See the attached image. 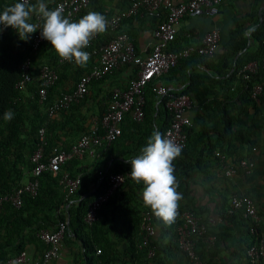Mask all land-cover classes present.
<instances>
[{"label":"trees","instance_id":"trees-1","mask_svg":"<svg viewBox=\"0 0 264 264\" xmlns=\"http://www.w3.org/2000/svg\"><path fill=\"white\" fill-rule=\"evenodd\" d=\"M48 1L35 0L30 5L23 6L21 0H0V198L16 192L33 178L35 165L32 157L41 145L40 130H45V160L56 148L68 150L72 147L71 143L61 146V131L68 132L73 137L78 135L82 137L92 131L89 125L86 128L84 125L94 116L82 114L84 105L92 101V96L87 95L81 103L73 104L52 116L49 114V107L62 95L63 88L71 79L63 74L64 71L70 68L68 66L82 63L61 62L65 52L73 47L82 35L76 34L70 46L62 47L57 45V37L65 30L64 24L72 25L79 17L95 21L112 15L117 10L111 9L107 13L103 0H90L88 9L74 22L63 23L35 51L34 37L41 29L38 16L44 8L51 6L52 3ZM131 2L132 0H124L118 12L129 8ZM163 18H160V21ZM246 19L235 18V28L231 30L225 44L221 41L219 51L223 48L222 52H218L214 58L192 54L189 58L181 59L176 67L163 76L179 75L178 81L181 86L172 89L175 95H187L194 101L195 106L201 104L200 108L203 110L217 111L218 115H210V119L223 126L218 144L203 146L207 138L210 140V133L206 131L203 122L200 131L188 129L187 148L172 153L161 169L165 177L162 191H157L150 181H145L142 177L128 178L101 208L98 221L92 225L87 224L85 216L88 208L93 200L109 189V176L117 173L126 174L134 168L149 164L161 145L164 132L170 123V116L164 107V100L160 101L153 93V84L148 85L145 89V117L142 122L133 120L131 115L127 114L121 126V136L109 147L99 149L98 156L92 164L87 168H79L80 159H74L65 167L74 176L83 175V184L79 190L81 194H76L80 198L77 203L68 204L59 179L51 172H45L39 177L38 194L23 195L21 208L13 206L11 202L3 204L0 209V264H7L11 257L27 251L29 246H34L41 253L39 260L41 261L48 250V245L39 238V233L42 230L56 231L61 222L68 224L64 241L77 239L84 245L85 254L80 258L79 264H115L119 260L121 264H144L147 249L141 248L144 236L141 226L143 214L146 212L152 214L154 224L160 225L161 238L168 235L176 236V249L182 252L178 244L177 230L175 231L173 227L178 213L173 209L171 198L175 196L177 201H181L188 193L190 181L197 173L205 172L210 166L219 168L220 159L216 156L217 152L224 154L236 166L242 160L250 161L251 152L260 144L261 132L264 129V21L261 24L257 22L247 37ZM248 19L250 20L251 16ZM131 20L134 18L125 20L123 24ZM113 37L114 34L103 31L99 34L96 45L108 43ZM186 40L188 38H185ZM250 40L258 43L256 51L249 48ZM183 42L177 35L169 49L180 51L192 46L189 41ZM27 60L31 63L33 80L24 90H19L17 85L22 78L23 65ZM251 63H257L258 70L256 73H247L249 78L246 79L245 73L240 72ZM45 65L58 73L59 80L48 89V99L45 104H41L40 70ZM90 70L88 69V72ZM137 73L136 70L133 77H136ZM83 75V72H77L72 80L76 79L78 82ZM106 78L94 82L91 92L98 93L95 88H98L100 82ZM257 85L263 87L259 101L252 97V91ZM111 96L112 92L107 97L108 106ZM207 98L210 101L202 104ZM108 106L100 115L93 113L99 121L102 120ZM101 171L104 172V176L100 175ZM147 183L151 184L164 201L166 217H161L160 213L153 209L138 206V190ZM213 184L212 179L208 178L209 195L214 194L216 190V193H219ZM239 194L242 193L226 197V201L229 202L226 214L233 220L244 222L242 223L245 225V237L250 242L246 252L240 255V259L250 264L247 259L248 249L257 239L264 237V233L259 225L257 233L252 234L254 224L250 220L244 218L242 213L233 215L229 213L231 199ZM84 195L86 196L83 198ZM246 195L250 197L248 193ZM186 210L190 208L181 205V211ZM190 211L196 215L194 209ZM119 232L120 238L117 235ZM156 236L157 234L150 243V247L155 250L153 262L159 259L162 253L172 252L170 245L164 246L163 239L157 241ZM208 236L209 231L199 240H204ZM115 237L124 243L122 249L120 242L112 243ZM218 245L219 236L215 247ZM95 246L101 252L94 256L92 251ZM196 248L201 255L198 247Z\"/></svg>","mask_w":264,"mask_h":264},{"label":"built area","instance_id":"built-area-1","mask_svg":"<svg viewBox=\"0 0 264 264\" xmlns=\"http://www.w3.org/2000/svg\"><path fill=\"white\" fill-rule=\"evenodd\" d=\"M34 1L21 0V4L28 6ZM90 2V0H58L44 8L38 16L41 29L35 34L34 50H38L52 36L53 31L63 23L74 22L82 12L88 9ZM221 2L222 0H183L181 3H174L173 0H132L131 6L126 10L95 21L86 20L81 38L65 52L61 62L79 63L92 60L93 66L90 72L79 79L72 91L62 94L49 107V114L52 116L56 112L70 108L73 104L81 103L89 95L92 83L103 80L125 66H136L137 76L130 81L127 89L118 88L112 92L109 106L102 120L99 121V118L95 117L92 131L83 135L70 149L56 148L45 160V130H40L41 145L32 157L35 165L32 172L33 178L16 192L0 198V209L6 202H11L13 206L21 208L23 195L36 196L40 187L39 177L45 172H51L59 179V184L65 193V201L72 204L73 197L83 184V175L74 176L65 167L74 159L82 160L87 156L92 160L97 158L99 149L104 146L109 147L121 136V126L127 114H130L133 120L142 122L145 117V89L150 84H153L152 91L157 98L160 101L164 100V107L170 116V123L164 132L161 145L149 164L134 168L126 174L117 173L109 176V189L90 204L85 222L92 225L98 221L101 208L128 178L142 177L150 181L157 191H162L165 177L161 169L172 153L187 148V130L193 126L188 113L195 107V103L187 95H175L172 89L161 83V78L176 67L181 59L189 58L192 54L214 58L219 52L221 34L214 29L204 37L200 46L192 45L180 51H172L169 48L176 40L181 23L186 17H198L204 14L215 16L219 13ZM137 16H152L159 19L164 16L154 30L156 43L146 58L139 55L134 41L128 34L120 33L123 22ZM103 31L114 34V37L110 42L97 46L99 34ZM30 66V60L23 65L22 78L17 85L19 90H24L26 85L33 80ZM257 70L258 64L251 63L245 66L240 73H245V78L248 79L247 73H256ZM40 80L42 87L39 90V102L45 104L48 99V89L58 82L59 75L50 66L45 65L40 70ZM262 92L263 87L257 85L252 91V97L259 101ZM216 156L220 159V168L223 173L229 177L237 175L241 170L246 175H250L253 171L252 161L242 160L235 166L221 152H217ZM100 175L104 176V172L101 171ZM171 202L174 211L179 215L177 235L180 250L188 257L190 264H205L197 252L196 242L208 233L207 224L191 211H181L175 196L171 198ZM230 204L229 213L231 215L242 213L244 218L254 224L251 233L256 234L260 217L255 201L246 194H239L231 199ZM67 225L66 222H61L56 231L42 230L39 233V238L48 245V250L41 261L33 263L28 253L23 251L11 257L7 264H56L62 255ZM142 230L144 237L141 248H149L148 256L153 258L155 250L150 248V243L156 235V229L150 212L143 214ZM100 252L99 250L98 253ZM247 259L250 264H264V237L257 239L248 249Z\"/></svg>","mask_w":264,"mask_h":264},{"label":"crops","instance_id":"crops-1","mask_svg":"<svg viewBox=\"0 0 264 264\" xmlns=\"http://www.w3.org/2000/svg\"><path fill=\"white\" fill-rule=\"evenodd\" d=\"M56 1L58 0H49L48 2L54 3ZM123 1L124 0H103V5L106 7L107 11L115 9L118 12V10L121 9ZM182 1L183 0H173L174 3H181ZM249 16H251L250 20L248 19ZM235 18H247L246 29L248 37L251 33L252 27L255 26L257 22L261 24L264 21V0H222L219 13L215 16L204 14L198 17H186L181 23L178 35L184 41L183 43L189 41L188 43L193 46H200L204 37L210 31L216 29L221 34L222 43L225 44L229 39L231 30L235 28ZM86 20L90 19L86 18ZM86 20L79 17L72 25L64 24L65 30L57 37V45L59 47L64 45L70 46L71 43L74 42L76 34H83ZM159 22L160 19L157 17L137 16L134 20L123 24L120 31H123L132 38L139 55L146 58L150 55L153 46L156 43L154 39V30ZM185 38H188V40L185 41ZM249 48L252 49V51H256V49H258V43L250 40ZM222 49L219 53L222 52ZM93 63L92 60H88L74 66H68L70 68H67L63 74H66L71 79L67 81V84L61 93L64 94L72 91L77 84V80H72V77L77 72H83V74H86L88 69L90 70L92 68ZM136 70L138 71L137 67L132 65L123 67L121 70L110 75L103 82H100L98 88H95V91H98V93L91 92V88H93L91 85L89 96H92L93 99L91 102L84 105L82 114L94 117L85 123V128L89 125L88 127H91L90 129H92L93 119L97 117L94 114H102L104 112H102V110L106 109L108 106L107 97L109 93L118 88L122 90L127 89L130 81L136 78L133 77ZM178 78L179 75L170 74L161 78V83L170 89H178L181 86ZM95 97L97 99H94ZM209 101L210 99L207 98L202 104L208 103ZM200 105L201 104H197L188 113V116L193 122L191 128L200 131L203 122L206 131H209L210 133V140L208 141L207 138L206 143L203 146L218 144L222 137L223 126L217 124L216 120L210 119L212 115L216 116L218 113L213 109L203 110L200 108ZM80 137L81 135L73 137L70 136L68 132L61 131V146H64L67 143L75 144ZM251 156L250 161L254 163V168L250 175H246L244 172L239 171L237 175L229 177L223 173L219 166V168L210 166L205 172H199L194 176L190 181L188 193L186 196L182 197L181 201H178L180 208L182 205L189 207L190 210L194 209L196 211V216L208 226L210 236L206 237L204 240L198 239L196 242L205 264H247L246 261L240 259V255L246 252L248 243L250 242L249 240L247 241V238L245 237V225L243 224V221L237 219L233 220L229 214H226V207L228 208L229 203L226 201V197L229 198L235 193H248L256 203L258 215L260 217L259 225L264 233V129L261 132L260 144L254 149V152H251ZM80 162L81 164L78 166L79 168H87L93 163V160L90 157H86L80 160ZM208 178L212 179V182L214 183L213 185L219 190V193H216L217 190L214 193L215 195H209L207 193V188H209ZM77 193L81 194V191H78ZM85 196L86 195H84L83 198ZM79 200L80 198L77 197V195L74 196L72 204L77 203ZM137 204L140 208L153 209L160 213L161 217H166L167 215L164 201L149 183H147L141 190H138ZM178 225L179 215L173 225L175 231L177 230ZM154 227L157 234L156 240L160 241L163 239V245H170L172 252L162 253L160 258L153 262L154 257L149 258L148 256L149 248H144L147 249L146 261L144 264H190L188 257L176 249V236L170 237L168 235L161 238L162 231L160 225L154 224ZM120 233L121 232L117 233L119 238ZM217 236H219V245L216 248L215 242L217 241ZM118 242H120V240L117 237L113 238L112 243L115 244ZM123 246L124 243L120 242L121 249ZM99 250L100 249L95 246L92 251L93 255L95 256L99 254ZM26 252L33 263L38 262L42 256L34 246H29ZM84 254L85 248L80 240L72 239L67 242L64 241L61 258L56 264H79L80 258ZM115 264H121V261H116Z\"/></svg>","mask_w":264,"mask_h":264},{"label":"clouds","instance_id":"clouds-1","mask_svg":"<svg viewBox=\"0 0 264 264\" xmlns=\"http://www.w3.org/2000/svg\"><path fill=\"white\" fill-rule=\"evenodd\" d=\"M27 182H28V181H27ZM27 182H26V183H27ZM26 183H25V184H26ZM25 184H24V185H25ZM24 185H23V186H24Z\"/></svg>","mask_w":264,"mask_h":264}]
</instances>
